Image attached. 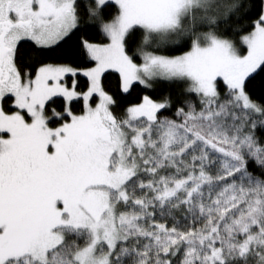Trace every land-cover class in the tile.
I'll return each mask as SVG.
<instances>
[{"label": "snow or ice", "instance_id": "obj_1", "mask_svg": "<svg viewBox=\"0 0 264 264\" xmlns=\"http://www.w3.org/2000/svg\"><path fill=\"white\" fill-rule=\"evenodd\" d=\"M0 264H264V0H0Z\"/></svg>", "mask_w": 264, "mask_h": 264}]
</instances>
